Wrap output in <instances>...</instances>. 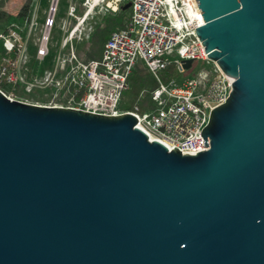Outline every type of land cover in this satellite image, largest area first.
I'll return each mask as SVG.
<instances>
[{
	"label": "water",
	"instance_id": "water-1",
	"mask_svg": "<svg viewBox=\"0 0 264 264\" xmlns=\"http://www.w3.org/2000/svg\"><path fill=\"white\" fill-rule=\"evenodd\" d=\"M196 1L234 81L195 154L0 90V264H264V0Z\"/></svg>",
	"mask_w": 264,
	"mask_h": 264
},
{
	"label": "built area",
	"instance_id": "built-area-1",
	"mask_svg": "<svg viewBox=\"0 0 264 264\" xmlns=\"http://www.w3.org/2000/svg\"><path fill=\"white\" fill-rule=\"evenodd\" d=\"M19 5H16V2ZM27 0H0L7 7H17V15ZM130 1L131 14L125 26L114 29L107 39L100 58L82 59L70 44L83 34V25L96 9L117 13L124 2ZM83 10L71 2L61 49L52 66L38 76H27L23 63L27 61V39L35 24L33 15L23 24L13 21L6 32H0L4 52L0 54V90L10 98L20 99V91L31 93L50 90L52 99L44 105L72 106L101 114L131 112L136 125L149 138L163 142L169 150L177 146L181 153L195 154L209 147L204 144L202 129L209 121L211 110L223 103L232 90L234 77L223 71L208 57L205 45L196 32L203 17L196 0H82ZM20 8V9H19ZM19 9V10H18ZM54 13L46 20L36 48V58L49 54L50 30ZM93 30L90 29L88 36ZM69 47L67 51L64 48ZM192 59L189 67L185 61ZM197 60H206L209 67L194 68ZM173 71L166 73L168 66ZM146 66L158 80L151 92L154 107L141 110L121 107L128 76L138 66ZM166 73V78L163 77ZM11 85L5 89L4 84ZM19 91H17V89ZM64 97L65 104L54 97Z\"/></svg>",
	"mask_w": 264,
	"mask_h": 264
},
{
	"label": "rangeland",
	"instance_id": "rangeland-1",
	"mask_svg": "<svg viewBox=\"0 0 264 264\" xmlns=\"http://www.w3.org/2000/svg\"><path fill=\"white\" fill-rule=\"evenodd\" d=\"M71 2H74L80 11L84 9L82 0H58V9L55 14V22L50 30L49 35V54L44 60H38L36 58V48L40 42L41 35L45 28L46 20L51 17L50 8L52 0L34 1L33 18L35 20V24L33 25L31 33L27 39V61L22 64V66L25 67L24 70L27 72V76H38L45 68L54 64L55 58L61 49L62 38L65 34V25L68 24L70 26V24L73 22L72 18H69L67 15V7ZM2 8L10 15L16 16L14 15V12H16L17 7L10 8L7 7L4 2H2ZM108 14L112 13L103 8H96L84 22V31L82 36L80 38L73 39V41L70 43L74 47L75 52L82 59L92 58V56L88 54V51L91 49L92 40L90 39V36L93 31L89 36L88 33L90 29L94 30L98 25L103 27L105 25L104 17L108 16ZM68 49V46L64 48L65 51ZM210 65L211 64L206 60H197L194 63V68L209 67ZM19 96L28 102L40 103H48L53 97L50 90H37L31 93L20 91ZM54 98L58 103H66L64 97L62 96Z\"/></svg>",
	"mask_w": 264,
	"mask_h": 264
},
{
	"label": "trees",
	"instance_id": "trees-1",
	"mask_svg": "<svg viewBox=\"0 0 264 264\" xmlns=\"http://www.w3.org/2000/svg\"><path fill=\"white\" fill-rule=\"evenodd\" d=\"M35 0H27L16 16L10 15L2 8L0 3V32H6L13 21L23 24L26 20L30 21L33 15V3ZM16 4H20L18 1ZM131 14V7L127 2L121 4L117 13L108 14L104 17L105 25H99L93 30L90 39L92 40L91 49L88 54L92 58H100L102 51L110 33L117 28L125 26L126 20ZM4 52L3 40L0 38V54ZM90 59V58H89ZM166 73L173 71V65L170 64ZM163 72V77L166 78ZM158 85L156 77L147 69L146 66L138 65L128 76V87L123 91L121 107L123 109H132L138 105L141 110L154 107L151 99L152 90ZM5 89H10L11 85L4 84ZM19 91V88L17 89Z\"/></svg>",
	"mask_w": 264,
	"mask_h": 264
},
{
	"label": "bare ground",
	"instance_id": "bare-ground-1",
	"mask_svg": "<svg viewBox=\"0 0 264 264\" xmlns=\"http://www.w3.org/2000/svg\"><path fill=\"white\" fill-rule=\"evenodd\" d=\"M58 0H52L51 8H50V15L52 16L54 13V9L57 5Z\"/></svg>",
	"mask_w": 264,
	"mask_h": 264
}]
</instances>
